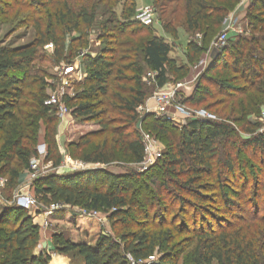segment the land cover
Instances as JSON below:
<instances>
[{
  "label": "trees",
  "instance_id": "obj_1",
  "mask_svg": "<svg viewBox=\"0 0 264 264\" xmlns=\"http://www.w3.org/2000/svg\"><path fill=\"white\" fill-rule=\"evenodd\" d=\"M242 1L183 0L188 32L202 33L203 39L202 44L189 43L187 64L179 68L171 57L175 45L138 23L135 6L121 17L111 12L103 26L104 50L98 57H86L88 74L80 83L82 92L64 98L82 124L96 127L82 134L76 146L85 150V163L110 166L121 158L138 166L145 163L144 136L136 129L138 109L152 92L144 77L155 73L157 86L163 88L169 69L184 74ZM248 14L253 35L230 40L187 99L217 119H190L176 127L165 117L152 115L154 129L167 137L168 145L149 182L143 183L136 171L120 176L105 169L39 179L42 187L37 193L43 204L109 214L112 233L101 235L95 245L56 235L57 255H73L82 264H130L129 256L139 261L156 255L155 264H178L191 249L192 264H264V182L241 177L239 171V157L244 155L248 158L243 159L244 166L252 162L264 174V132L250 119L259 117L264 105V0H253ZM96 17V7H81L75 13L69 0H0V24L10 20L22 28L32 22L36 32L31 45L0 46V179L7 178L10 200L21 178L19 167L32 170L41 121L47 129V162L55 167L62 163L56 110L45 104L48 89L54 86L34 71L37 53L52 44L56 63L71 65L88 47L87 32ZM163 31L178 40L171 22L164 24ZM74 32L81 38L68 55V36ZM233 179L240 183L239 190L226 193L225 181ZM206 193L217 194L220 214L195 216L196 210L210 206L204 205L212 200ZM154 197L162 201L160 213L151 203ZM2 207L0 264H49L50 255L36 252L40 229L29 212L3 203ZM176 208L191 215L189 222L176 216Z\"/></svg>",
  "mask_w": 264,
  "mask_h": 264
},
{
  "label": "rangeland",
  "instance_id": "obj_2",
  "mask_svg": "<svg viewBox=\"0 0 264 264\" xmlns=\"http://www.w3.org/2000/svg\"><path fill=\"white\" fill-rule=\"evenodd\" d=\"M252 1L253 0H243L238 7L231 12L227 20L219 28L217 34L207 43L208 50L202 54L197 62L192 64L188 63L184 74H177L175 70L169 69L168 83L163 88L157 86L155 73L148 72L144 77L143 81L147 83V87H149L152 92L146 100L143 109L139 111L140 117L136 129L142 132L144 142H147L149 149L145 164L138 166L128 161V159L121 158L110 166H103L87 164L83 161L82 156L85 150H79L76 146L82 134L92 131L96 129V127L91 124H82L80 120L73 115L71 108L66 105L64 98L66 96L75 97L77 93L82 92V90H80V83L85 80L88 74L86 57H98L104 50L105 43L102 39L104 36L103 26L106 21H109L108 19H110L111 12L116 11L119 17H121L123 13L135 6L133 16L136 17L138 11L144 7L152 6L156 9V16L150 27L158 36L164 37L167 42L175 45V51L171 54V57L176 60L175 63L177 68L187 64L185 55L186 52H188L189 43L197 42L202 44L203 34H192L188 32L184 24L185 9L183 0H69L71 9L75 13L81 7H96V21L87 32L88 47L76 56L71 65H68L65 62H61L60 64L56 63L54 58L55 47L50 44L41 49L39 54L37 53L36 60L33 64L35 68L34 71L43 73L48 83L54 86L48 89V95L56 96L58 100L53 108L56 110L55 117L58 122L57 143L62 156V163L59 167H55L53 163L47 162L49 150L46 142L47 129L46 124L41 121L39 123L40 129L38 131L37 145L35 146L37 156L30 162V165H36L37 168L35 170H27L22 166L19 167L21 178L18 187L11 192V200L8 198L7 178L0 179V210L3 208L1 203L20 207L25 198L33 201L34 204L30 205V207L25 210L29 212L32 220L40 229V243L36 252L42 251L46 255H50L51 261L49 264H64L65 262H63V260L65 259L70 261L69 264H82V262L73 255H57L55 253L53 239L56 235L64 234L74 243L86 242L90 245H95L101 235L112 233V230L111 223L108 220L109 214L106 211L95 212L80 207H66L65 210H63L43 204L37 193V190L42 187L39 184V179L47 175L64 176L78 172L84 173L105 169L112 174L120 176L130 171H136L142 174L141 181H143V183L149 182L151 173L156 168H159L157 165H161L162 161L160 159H162L168 145L167 137L154 129L153 116L159 117L157 113L161 114V109L166 108L164 111L174 116L179 121L177 123L171 122L173 126L176 127L186 125L188 120L192 118V115L197 113L209 114L217 119V117L212 112L207 111L204 106H193L187 102V99L194 94L197 85L201 81L202 75L217 56L219 51L215 49L214 42L220 36L223 34L228 36V41L226 42L227 46L230 40H236L242 35H248L250 37L253 35L249 26L250 19L248 14V7ZM47 12L48 10H46V13ZM46 13H44V17ZM10 22L9 20L7 23L0 24L1 47L21 48L31 45L36 41V32L32 22H29L27 26L22 28H16V23ZM169 22L177 29L178 40H174L171 36L164 33L163 26ZM256 35L259 34L256 33ZM79 38H81V35L78 32H74L68 36V45L70 46L68 55L72 54V47L76 45ZM69 69L73 70L68 71ZM71 71H74L76 74L70 76L68 73ZM149 80H151V82H148ZM175 89H178V92H176L174 101L182 106L181 108L178 109L174 106H166L165 103L158 100V98L155 99V97L163 98L164 95H168L170 92L175 91ZM63 107H67L68 112L61 113ZM113 117L117 116L113 115ZM257 117L258 116H251L250 119L254 123L258 122L260 131L264 132V105L262 106L259 117ZM243 136L246 135L244 134ZM239 159L241 177L245 176L249 180L255 178L261 183L264 182V174L259 170L260 166L256 165L253 167L252 162H248V164L244 166L243 159H248L244 155H241ZM135 184L140 186V183L137 181H135ZM225 185L226 193H228V190L235 193L240 187V183L236 179L229 182L225 181ZM206 194L209 195L212 200L209 203H204V205L210 206L205 207L207 209L206 211L201 209L196 210L197 213H195V216L205 212L220 214L219 209L221 207L218 203L220 200L217 194ZM234 197L237 201L238 198L235 195ZM151 203L157 206V208H155V213H160L158 212L160 211L158 206L162 204V201L154 197ZM242 207H247V203L243 204ZM62 212L64 214H62ZM175 214L180 217V220L181 217H184L183 221H187L191 216L190 214L187 216L184 215L178 208H176ZM261 214H263L262 211ZM207 218L209 219L211 217L207 216ZM190 250L191 249L187 250L180 258L178 264H192L188 255ZM59 256H61L60 260Z\"/></svg>",
  "mask_w": 264,
  "mask_h": 264
},
{
  "label": "built area",
  "instance_id": "obj_3",
  "mask_svg": "<svg viewBox=\"0 0 264 264\" xmlns=\"http://www.w3.org/2000/svg\"><path fill=\"white\" fill-rule=\"evenodd\" d=\"M155 16H156V9H154L152 6H148V7L142 8L141 10L138 11V13H137V15L135 17V20L138 23L142 24L143 26L150 27L153 24V20H154ZM227 41H228V36L226 34H223L222 36H220L214 42L215 49H217L218 51H221L226 46V42ZM70 70H73V69H69L68 71H70ZM73 72L74 71H71L68 74H70V76H73V74H76L75 72L74 73ZM176 92H178V89H175V91L170 92L168 95H164L163 98L155 97V99L158 98V100H161V102H164L166 106H174V107L179 109L182 106L178 105L174 101V97L176 95ZM57 102H58V100L56 99V96H49V98H48V100L46 101L45 104L47 106L53 107V106H55L57 104ZM142 109H143V107L139 108L138 112L141 111ZM164 110H166V108L165 109H161V112H162L161 114H158L156 112L157 115L159 117L165 116V118L167 120H169L170 122H173V123L179 122L174 116L169 115ZM182 110H184V109H182ZM66 112H68L67 107H63V110L61 111V113H66ZM191 119L208 121V120H212V119L214 120L215 117L214 116L212 117L211 115H209V114L207 115L205 113H197V114H193ZM145 145H146V152L148 154L149 149H148V146H147V142H146ZM146 159H147V156H146ZM145 162H146V160H145ZM36 168H37L36 165H31V169L32 170H35ZM32 204H34L32 200H30L28 198H25L23 204H21L20 207H22L24 209H28L30 207V205H32ZM52 206H54V208H57V209H63L62 207H60L58 205H52ZM89 216H92V215H89ZM128 260H129L130 264H155V263H157L158 258L155 255V256L149 257L146 260L135 261L132 257L129 256Z\"/></svg>",
  "mask_w": 264,
  "mask_h": 264
},
{
  "label": "crops",
  "instance_id": "obj_4",
  "mask_svg": "<svg viewBox=\"0 0 264 264\" xmlns=\"http://www.w3.org/2000/svg\"><path fill=\"white\" fill-rule=\"evenodd\" d=\"M40 253H42V251H37V254H40ZM60 257L61 256H59V260H60ZM63 262H65L64 264H69L70 263V261H68L67 259L63 260Z\"/></svg>",
  "mask_w": 264,
  "mask_h": 264
}]
</instances>
